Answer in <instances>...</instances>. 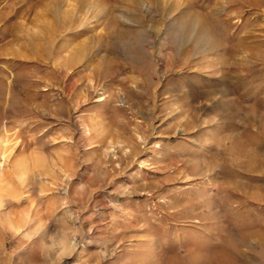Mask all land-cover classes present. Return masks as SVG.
Returning <instances> with one entry per match:
<instances>
[{"label":"rangeland","instance_id":"1","mask_svg":"<svg viewBox=\"0 0 264 264\" xmlns=\"http://www.w3.org/2000/svg\"><path fill=\"white\" fill-rule=\"evenodd\" d=\"M0 264H264V0H0Z\"/></svg>","mask_w":264,"mask_h":264}]
</instances>
